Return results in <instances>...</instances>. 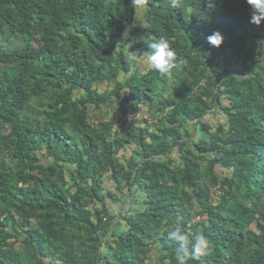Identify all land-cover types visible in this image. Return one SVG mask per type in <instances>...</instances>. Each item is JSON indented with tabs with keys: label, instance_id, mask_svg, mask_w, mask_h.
I'll list each match as a JSON object with an SVG mask.
<instances>
[{
	"label": "trees",
	"instance_id": "trees-1",
	"mask_svg": "<svg viewBox=\"0 0 264 264\" xmlns=\"http://www.w3.org/2000/svg\"><path fill=\"white\" fill-rule=\"evenodd\" d=\"M140 8L0 0V264H177V226L209 243L189 264H264V22L246 0ZM161 37L171 78L127 60Z\"/></svg>",
	"mask_w": 264,
	"mask_h": 264
},
{
	"label": "clouds",
	"instance_id": "clouds-1",
	"mask_svg": "<svg viewBox=\"0 0 264 264\" xmlns=\"http://www.w3.org/2000/svg\"><path fill=\"white\" fill-rule=\"evenodd\" d=\"M145 2L146 0H132L134 4ZM246 3L252 8L249 23L257 27L261 26L264 22V0H246ZM184 6L185 0H169L171 9H182ZM207 42L218 48L223 43V36L219 31H215L207 37ZM147 46L150 51L143 54L138 51H130L127 60L142 65L146 57L148 67L158 72L161 77L171 78L173 70L179 64L175 46L164 37L149 43ZM168 237L179 244L175 254L177 264H189L190 260L199 259L209 248L206 238L202 234H193L190 227L177 226L168 232Z\"/></svg>",
	"mask_w": 264,
	"mask_h": 264
},
{
	"label": "rangeland",
	"instance_id": "rangeland-1",
	"mask_svg": "<svg viewBox=\"0 0 264 264\" xmlns=\"http://www.w3.org/2000/svg\"><path fill=\"white\" fill-rule=\"evenodd\" d=\"M143 4V3H142ZM141 3L140 4H135L136 6H137V9H138V13H137V19H136V24L137 25H139L140 23H144V21H142V10H141V8H140V6L142 5ZM135 47H136V45H135ZM135 65H138V64H135ZM107 109H104V110H102L101 111V113H99V114H96L95 113V111H93L92 112V119L94 120V119H98L99 117H101V116H104V115H106V113H107ZM216 191L217 190H214V189H211V193H212V201H213V203H215V201H216V198L217 197H219V191H218V193H216ZM132 199L130 198V197H128V200H122L121 202H117L116 204V206H115V211H116V213L118 214V212L119 211H121L122 213L123 212H125V211H127V210H129V208H130V204H131V201ZM121 214V213H120ZM202 219V218H201ZM202 221V220H201Z\"/></svg>",
	"mask_w": 264,
	"mask_h": 264
},
{
	"label": "built area",
	"instance_id": "built-area-1",
	"mask_svg": "<svg viewBox=\"0 0 264 264\" xmlns=\"http://www.w3.org/2000/svg\"><path fill=\"white\" fill-rule=\"evenodd\" d=\"M91 115H93V114H91ZM100 121H103V122H107V117H106V115H104V116H101V117H99L98 118ZM97 119V120H98ZM143 120L144 121H147L149 124H154V125H156V124H158L159 122H158V118H152L150 115H148V114H145L144 116H143ZM90 122L91 123H93V124H96L98 121H95V120H93L91 117H90ZM216 193H218V191H216ZM216 202H218V199L216 198V201H215V203ZM207 217L206 216H204V217H202V219L201 218H199V219H197L198 221H201V220H204V219H206Z\"/></svg>",
	"mask_w": 264,
	"mask_h": 264
},
{
	"label": "crops",
	"instance_id": "crops-1",
	"mask_svg": "<svg viewBox=\"0 0 264 264\" xmlns=\"http://www.w3.org/2000/svg\"><path fill=\"white\" fill-rule=\"evenodd\" d=\"M141 54H142V53H141ZM146 63H147V61H146V57H145L143 64H142V65H141V64H138V66L143 67V65L146 64Z\"/></svg>",
	"mask_w": 264,
	"mask_h": 264
}]
</instances>
